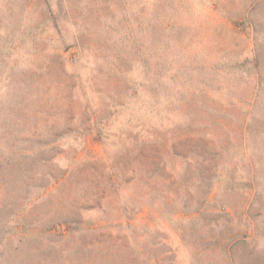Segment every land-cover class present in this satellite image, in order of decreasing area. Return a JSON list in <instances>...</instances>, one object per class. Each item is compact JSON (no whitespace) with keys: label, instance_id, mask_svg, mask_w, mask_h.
<instances>
[{"label":"rangeland","instance_id":"obj_1","mask_svg":"<svg viewBox=\"0 0 264 264\" xmlns=\"http://www.w3.org/2000/svg\"><path fill=\"white\" fill-rule=\"evenodd\" d=\"M0 264H264V0H0Z\"/></svg>","mask_w":264,"mask_h":264}]
</instances>
